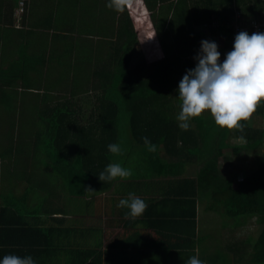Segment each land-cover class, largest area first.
<instances>
[{
  "label": "trees",
  "instance_id": "obj_1",
  "mask_svg": "<svg viewBox=\"0 0 264 264\" xmlns=\"http://www.w3.org/2000/svg\"><path fill=\"white\" fill-rule=\"evenodd\" d=\"M20 1L0 0V36L43 33L52 41L48 48L67 37L69 49L77 52L78 68L84 69L79 76L89 73L90 78H82L85 83L66 85L79 78L72 73L71 55L64 68L67 71L69 67L71 75L62 84L51 71L52 77L40 83L45 72L24 62L15 61L7 69L0 67V144L27 145L26 139L33 132L36 153L25 147V156L41 155L42 160L52 161L56 173L66 174L70 180H85L69 183L76 193L100 194L114 182L101 181L98 175L116 160L107 145L118 143V124L125 114L134 144L141 152L142 161L134 167L141 169L142 175L181 176L187 163L203 158L205 163L198 174L186 180L200 187L196 196L207 195L206 205L215 213L227 219L257 218L263 226L257 246L264 260V154L260 152L264 147V102L242 131L218 126L214 118L210 121L204 116H211L209 112L192 118L190 127L182 129L177 120L180 101L176 96L183 74L195 66L194 55L201 40H215L222 47L223 59L233 47L237 13L246 27L253 20L264 24V0H121L119 9L110 6L112 0H25L21 26L16 28L14 12ZM62 1L73 5L66 8L72 17L60 18ZM55 4V11L33 19L37 17L35 12ZM137 4L150 12L146 23L152 33L136 16ZM28 19L37 21L30 27ZM75 33L82 37L71 42ZM84 94L92 98L93 108L86 122H81L77 112L82 105L75 99ZM27 103L38 111L35 120H40L41 127L25 133L26 120H33L35 114L24 110ZM241 135L245 137L243 143L231 145V140H240ZM145 136L156 144L155 151L148 149ZM44 150L46 156L42 157ZM242 152L254 155V166L247 172L234 165L235 157ZM232 154L236 156L231 158ZM123 158L127 162L126 155ZM221 159L232 168L230 175L223 174Z\"/></svg>",
  "mask_w": 264,
  "mask_h": 264
},
{
  "label": "crops",
  "instance_id": "obj_2",
  "mask_svg": "<svg viewBox=\"0 0 264 264\" xmlns=\"http://www.w3.org/2000/svg\"><path fill=\"white\" fill-rule=\"evenodd\" d=\"M70 3H60V18L72 17L66 11L73 6ZM137 5L144 14L139 19L150 15L144 6ZM51 7L35 12L33 19L57 8L56 4ZM32 21L37 20L28 19L30 27ZM15 26H21L16 18ZM77 37L82 36L75 33L70 41L76 42ZM68 40L60 38L48 48L52 41L43 33L2 35L0 67L7 69L15 61L24 62L45 72L40 83L52 77L50 71L58 83H65L69 80L64 70L67 56H72L69 64L73 68L77 63V52L69 49ZM219 50L223 54L222 47ZM70 83H76L74 78ZM82 114L79 109L78 117ZM35 115L33 119L38 118ZM30 133L33 138L35 133ZM31 138L26 139L27 145L5 146L6 150L0 144V257L6 253L31 254L37 264H184L189 256L198 255L207 264H264L257 246L263 226L257 218L252 216L255 224L243 217L221 220L205 206L207 195L197 197L200 187L186 180L195 177L203 165L190 162L181 176L140 173L117 177L103 193L78 194L69 183L85 180H70L66 174L56 173L51 160L33 155L36 143ZM232 140L231 145H236ZM25 147L33 154L25 156ZM243 153L238 158L230 155L236 158L235 166L244 160ZM129 192L146 201L142 214L126 215L128 209L118 206Z\"/></svg>",
  "mask_w": 264,
  "mask_h": 264
},
{
  "label": "clouds",
  "instance_id": "obj_3",
  "mask_svg": "<svg viewBox=\"0 0 264 264\" xmlns=\"http://www.w3.org/2000/svg\"><path fill=\"white\" fill-rule=\"evenodd\" d=\"M110 6L119 9L121 0H112ZM221 55L215 40H201L194 55L195 66L186 70L176 90L180 101L177 114L180 128H189L192 118L209 112L218 126L242 131L257 106L264 102V32L239 31L235 34L233 47L223 59ZM143 139L150 151L156 150V144L147 136ZM239 139L244 140V135ZM107 147L112 153L122 151L116 142L109 143ZM132 174L131 168L120 162H111L98 177L101 181H110ZM118 206L128 209L126 215L137 216L144 212L147 203L135 192H129L119 200ZM0 264H37V261L31 254L6 253L0 257ZM184 264L207 262L198 255H191Z\"/></svg>",
  "mask_w": 264,
  "mask_h": 264
},
{
  "label": "rangeland",
  "instance_id": "obj_4",
  "mask_svg": "<svg viewBox=\"0 0 264 264\" xmlns=\"http://www.w3.org/2000/svg\"><path fill=\"white\" fill-rule=\"evenodd\" d=\"M22 8L24 10V8H25V0L20 1L18 7L15 9V18H16L17 22L21 18V15H22L21 9ZM137 8H138V5H137ZM136 12H137V15H136L137 17L144 16V14L142 12H140L138 9L136 10ZM147 17H149V16H147ZM147 17H143L141 20H144L142 22L145 23L144 27L146 28V30L149 33H152L153 30L149 29L150 27H149L148 23H146ZM147 22H149V21H147ZM78 67H79V64H76L75 67L72 69L73 75L77 74L78 77L89 79L90 78V74L89 73L79 76V72H84V69L79 70L80 68H78ZM65 72H66V74H67V76L69 78L70 75H71V73L69 75V72H71L70 68L68 67L67 71H65ZM71 81L72 80H69V83ZM69 83H67L66 85H68ZM82 83H85V82L82 80ZM75 101H77L78 103H80L82 105L81 110H83V114L81 116V122H84V121L86 122V119L89 117V115L91 113V110L93 108L92 98H90L89 94H84V95L78 96L75 99ZM19 102L22 105V102L21 101H19ZM23 108H24V110L26 112L29 111V112H35L36 115L38 114V111H33V108H31V105H29L28 103ZM29 109H32V110H29ZM204 116H206L207 119H209V117H210V121H211V118H213V116L212 115L210 116L209 114H204ZM210 121L208 122L209 126H210ZM261 121H262V124L264 125V118H262ZM38 122H40L39 119L38 120L33 119L31 121L26 120L25 133H27L28 131H31V130L35 131V127L40 128L41 125ZM33 124H35V126H33ZM4 129H8V127H4ZM118 131H119V141H118V143L121 145L122 151L120 153H115V158H116L115 162H120V163L123 164L124 163L123 154H124V155H126V159L125 160H127V162H125V163H127V165H128L126 167H129V168H131L133 170V174L132 175L140 174L142 172V170L141 169H136L134 166L137 163L142 161V159L140 158V153L141 152H140V149L137 148L135 146V144H134V141L132 139V136H131V133H130V129H129L128 119H127V116L125 114H123L122 119L120 120V122L118 124ZM214 131L216 132L217 130H214ZM232 143H237L238 144L240 142H238V140L233 139ZM161 152L163 153V149L161 150ZM260 152H262V154H264V147L262 148V150ZM207 155H208V153H207ZM243 155H244V160L242 159L240 161V163L237 166H235V168L238 167L236 169H238V170L243 169V170H245L247 172V171L251 170V168L254 166L253 165L254 155H253V157H250V156H248L246 154H243ZM221 161L222 162H221L220 165H221V170L223 171V174L224 175L225 174L230 175V172L232 171V168H228V166L226 167V164L223 162L222 159H221ZM197 162L200 165H203L205 163L203 158L202 159H195L194 163L197 164ZM187 164H186V166H187ZM194 170H197V167L194 168ZM191 173L192 172H186V174H188V175H190ZM206 200H208V199H206ZM209 205H210V203H209ZM205 206L208 207V205H205ZM213 212L215 213L216 211L213 210ZM218 212H220V211H218ZM221 212H223L222 209H221ZM216 216L218 218H220L221 220H223L225 218L222 213H217ZM216 216H215V221H216V223H218L219 219ZM244 218L247 221V223L255 224V222H254L255 220H253V222L251 221L252 220L251 216L244 217ZM240 219H242V217Z\"/></svg>",
  "mask_w": 264,
  "mask_h": 264
},
{
  "label": "built area",
  "instance_id": "obj_5",
  "mask_svg": "<svg viewBox=\"0 0 264 264\" xmlns=\"http://www.w3.org/2000/svg\"><path fill=\"white\" fill-rule=\"evenodd\" d=\"M22 13H23V8L21 9ZM240 13H237V21L233 24V28H234V33H238L241 30H252V31H256V32H261L262 28L264 26V24H261L260 22H258V20H253L251 23L248 24V26H245V23L241 20L240 18Z\"/></svg>",
  "mask_w": 264,
  "mask_h": 264
}]
</instances>
